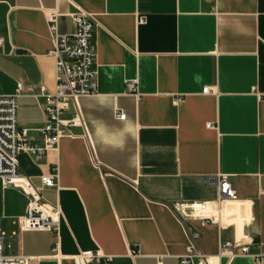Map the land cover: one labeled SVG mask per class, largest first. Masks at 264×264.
I'll use <instances>...</instances> for the list:
<instances>
[{"label": "crops", "instance_id": "obj_1", "mask_svg": "<svg viewBox=\"0 0 264 264\" xmlns=\"http://www.w3.org/2000/svg\"><path fill=\"white\" fill-rule=\"evenodd\" d=\"M50 13L62 36L75 33V17L94 23L98 88L62 114L82 125L58 150L19 157L46 207L62 211L59 251L52 232L23 229L30 200L0 179L5 254L29 264H80L89 252L100 260L87 264L189 254L264 264V0H0V97L24 83L19 128L36 145L46 123L37 96L57 85ZM53 173L58 187L44 188ZM222 181L237 203L221 197Z\"/></svg>", "mask_w": 264, "mask_h": 264}, {"label": "built area", "instance_id": "obj_2", "mask_svg": "<svg viewBox=\"0 0 264 264\" xmlns=\"http://www.w3.org/2000/svg\"><path fill=\"white\" fill-rule=\"evenodd\" d=\"M212 2L213 0H207ZM50 32L54 39V50L52 56L56 60V89L48 92L41 88V94L37 97L46 100L44 109L46 123L39 129L38 135L43 145L33 144L27 131L19 128L18 121V99L25 91L23 82H19L17 92L13 96L0 97V179L4 187L15 189L25 194L29 200V208L26 218L23 220V229L27 231L52 232L56 237L55 250L59 251L61 245V222L62 211L57 208L49 210L38 190L34 189L29 179L23 177L19 171V157L27 154L36 159H43L51 151L58 150L61 140L69 135V129L81 126V120L75 117L73 120L64 122L61 116L69 109L71 104L78 106V100L82 97L93 96L97 93V71L94 69L96 49L94 46L95 25L85 17H75V33L71 36L58 34V15L50 13L47 16ZM127 88L130 93L137 92V82H128ZM210 89H205L203 94H208ZM121 121L126 116L119 115ZM58 173L42 178V185L46 189H55ZM204 185H217L216 180L208 178ZM221 197L225 201L237 203L239 197L232 185L227 181L219 183ZM38 207V208H37ZM209 222V221H206ZM6 235L0 223V264H29V259L18 255L5 254ZM234 244L226 242L222 245L224 252H231ZM247 247H241L242 256L248 253ZM232 255H236L233 254ZM100 255L89 252L82 254L79 258L80 264L91 262L98 263ZM263 262L264 259H257ZM179 264H210L205 257L199 262L189 254L181 258Z\"/></svg>", "mask_w": 264, "mask_h": 264}]
</instances>
